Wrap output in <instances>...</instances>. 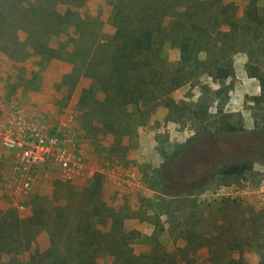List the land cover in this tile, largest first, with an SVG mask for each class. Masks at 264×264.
<instances>
[{
    "label": "rangeland",
    "instance_id": "1",
    "mask_svg": "<svg viewBox=\"0 0 264 264\" xmlns=\"http://www.w3.org/2000/svg\"><path fill=\"white\" fill-rule=\"evenodd\" d=\"M224 1L237 6V30H224L226 34L213 36L204 50L196 52L190 80L172 93L180 102L175 119L166 121L165 110L158 107L134 134L122 138L119 148L97 122L100 115L82 106L86 81L80 79L69 88L75 79L68 75L67 55L47 62L51 54L46 44L34 46L40 43L37 33H45L39 36L44 41L51 37V28L35 27L33 15L27 19L21 15L24 10L30 15V9L39 5L51 9L70 5L72 20L82 30V17L95 26L106 24L108 0H0V210L27 216L35 196L51 198L60 184L64 187L60 195L65 192L61 203L66 205L86 197L88 204L102 203L118 213L125 205L140 209L139 219L125 222L128 229L147 235L135 241L136 251L153 241L173 249V233L161 229L169 230L174 223L173 232L216 233L217 261L233 257L257 264L264 252V0ZM38 11L44 12L40 7ZM23 21L35 33L32 37L22 32ZM169 54L172 61L175 57ZM220 63L229 73L216 80L214 67ZM62 123L69 168L55 164L40 168L30 189L16 192L20 177L1 135L26 128L53 133L62 130ZM230 127L233 130L226 129ZM244 162L250 166L241 174L220 173L222 167ZM182 170L187 176L179 174ZM97 175L102 179L99 195L83 197ZM14 193L25 203L24 210L12 202ZM45 244L46 235L40 232L31 250H42ZM209 254V248L202 247L190 258L176 260L212 264ZM0 264H30L29 252L2 255Z\"/></svg>",
    "mask_w": 264,
    "mask_h": 264
},
{
    "label": "trees",
    "instance_id": "2",
    "mask_svg": "<svg viewBox=\"0 0 264 264\" xmlns=\"http://www.w3.org/2000/svg\"><path fill=\"white\" fill-rule=\"evenodd\" d=\"M108 6L105 25L95 26L82 17V30L72 20L70 5L60 9L39 5L44 12L36 6L30 9V15L27 10L21 15L25 19L33 15L37 24L31 25L35 27L51 28L48 35L51 37L44 41L39 36L45 33H37L36 40L40 43L34 46L46 44L51 54L47 62L67 55L71 68L68 75L75 79L73 83L70 81L69 88L80 79L86 81L82 106L87 105L88 112L100 115L97 122L123 148L122 138L129 132L134 134L158 107L165 110L166 121L175 119L180 102L172 93L190 80L192 59L196 52L207 47L209 39L226 34V29L229 33L237 30V6L224 0H108ZM20 28L29 37L35 34L27 29L25 21ZM61 35L65 40H59ZM51 42L54 45H49ZM169 52L175 57L172 61ZM34 53L40 55V51ZM214 70L216 80L226 78L229 73L222 63ZM249 166L246 162L233 164L222 167L220 173L241 174ZM187 172L182 170L179 174ZM97 176L83 197L99 195L102 179ZM61 186L57 184L51 198L35 196L27 216L20 217L12 209L0 210V259L2 255L28 251L30 264H181L176 257L190 258L199 248L206 247L212 264H248L233 257L217 261L220 254L216 255L214 247L216 233L201 234L196 229L174 233V223L169 230L161 229L162 233H173V249L153 241L147 242L144 250L136 251L135 241L147 235L128 229L125 222L139 219L140 209L125 205L119 207L122 213H118L112 206L88 204L86 197L66 205L61 203L65 193L60 195L64 188ZM40 232L46 235L45 247L31 250ZM257 264H264V252Z\"/></svg>",
    "mask_w": 264,
    "mask_h": 264
},
{
    "label": "built area",
    "instance_id": "3",
    "mask_svg": "<svg viewBox=\"0 0 264 264\" xmlns=\"http://www.w3.org/2000/svg\"><path fill=\"white\" fill-rule=\"evenodd\" d=\"M62 130L46 133L34 128L12 130L1 135V143L10 152L12 169L20 177L15 191L26 193L30 189L31 178L35 171L51 164L61 169L69 168L70 155L67 151V136ZM14 191V192H15ZM20 194V193H19ZM12 202L19 210L25 209V203L13 194Z\"/></svg>",
    "mask_w": 264,
    "mask_h": 264
}]
</instances>
